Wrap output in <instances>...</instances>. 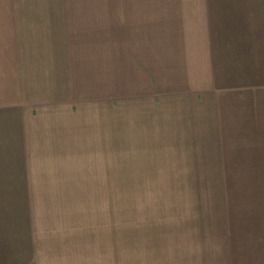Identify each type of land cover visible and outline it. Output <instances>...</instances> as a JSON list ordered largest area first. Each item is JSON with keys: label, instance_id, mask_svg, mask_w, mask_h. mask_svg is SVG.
Returning a JSON list of instances; mask_svg holds the SVG:
<instances>
[{"label": "rangeland", "instance_id": "374dc122", "mask_svg": "<svg viewBox=\"0 0 264 264\" xmlns=\"http://www.w3.org/2000/svg\"><path fill=\"white\" fill-rule=\"evenodd\" d=\"M70 249L264 261V0H0V264Z\"/></svg>", "mask_w": 264, "mask_h": 264}, {"label": "crops", "instance_id": "0c3cea01", "mask_svg": "<svg viewBox=\"0 0 264 264\" xmlns=\"http://www.w3.org/2000/svg\"><path fill=\"white\" fill-rule=\"evenodd\" d=\"M56 246H61V242ZM187 252L189 250H46L37 264H189L184 261ZM180 257L184 262L177 263ZM252 264H264V261Z\"/></svg>", "mask_w": 264, "mask_h": 264}]
</instances>
